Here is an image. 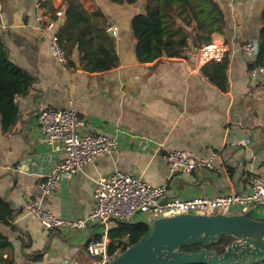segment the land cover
I'll return each mask as SVG.
<instances>
[{"label":"crops","instance_id":"obj_1","mask_svg":"<svg viewBox=\"0 0 264 264\" xmlns=\"http://www.w3.org/2000/svg\"><path fill=\"white\" fill-rule=\"evenodd\" d=\"M80 1L88 13L100 14L96 21L105 23L106 44L117 57L109 70L86 71L75 48L67 56L64 52L62 63L52 57L38 17L54 18L66 7L65 0H0V36L9 58L37 78L29 93L16 100L15 125L7 133L0 128V197L16 211L15 230L2 225L0 230L12 242L14 264H98L86 244L100 238L102 228L50 231L26 206L34 203L61 218H86L95 208L96 180L114 171L151 185L166 184L167 198L243 193L252 176H264V76L251 78V60L241 49L244 42L258 40L264 0H215L226 21L224 34L212 35V41L227 47L226 90L201 74L203 65L194 54L149 63L137 59L130 25L146 0ZM63 22L64 15L57 31ZM69 107L84 119L83 133L116 136L119 146L44 195L38 183L63 153L41 134L36 114L42 108ZM246 139L249 144L243 146ZM173 150L210 158L219 170L168 177L164 155ZM255 216L264 218V210ZM22 239L29 241L24 248Z\"/></svg>","mask_w":264,"mask_h":264},{"label":"built area","instance_id":"obj_2","mask_svg":"<svg viewBox=\"0 0 264 264\" xmlns=\"http://www.w3.org/2000/svg\"><path fill=\"white\" fill-rule=\"evenodd\" d=\"M64 9L57 11L54 18L38 17L41 33L47 38L49 51L59 63L64 62V50L59 44L57 24L63 18ZM114 32V30H113ZM258 40L246 41L242 51L254 62L258 54ZM227 47L223 42L211 41L202 45L195 53L201 65L210 61L223 60ZM251 78L264 76V66L249 70ZM39 131L53 145L60 146L63 156L52 170L38 183L44 195L55 193L58 183L63 178H70L82 168L103 154L117 150L119 140L116 136L101 133H83L84 119L72 108H42L36 114ZM243 146L249 140H243ZM167 161V176L177 172H191L203 168L219 170L210 158H197L185 150H173L164 155ZM167 185H151L140 177L121 171H114L108 177L95 182L93 197L95 208L86 218L69 219L55 216L49 210L34 203L28 204L27 210L33 213L40 224L47 230L73 231L83 230L89 225L102 228L100 239H92L86 244L88 255L98 258V264H105L108 257L109 230L111 223L133 224L146 223L159 217L178 214H243L257 204L264 203V176L255 175L248 181V190L243 193H230L210 197L207 195L189 198H167Z\"/></svg>","mask_w":264,"mask_h":264},{"label":"trees","instance_id":"obj_3","mask_svg":"<svg viewBox=\"0 0 264 264\" xmlns=\"http://www.w3.org/2000/svg\"><path fill=\"white\" fill-rule=\"evenodd\" d=\"M116 4H135L140 0H109ZM64 22L58 29L61 48L67 56L75 48L86 71L109 70L117 65L113 49L106 44L103 25L95 15L88 13L80 0H65ZM97 17V18H98ZM258 54L250 62L248 70L264 66V7L260 13ZM225 16L215 0H146L142 12L131 19V34L135 42V53L141 63H149L162 56L188 59L202 46L211 43L212 35H223ZM193 40L196 45H193ZM226 54L221 62L210 61L201 67V74L222 90L227 89ZM37 78L21 66L12 62L0 36V128L9 132L19 114L17 98L26 96ZM16 211L0 197V225L15 230L12 224ZM146 226L115 223L109 230L108 257L113 259L145 233ZM96 239H100L97 237ZM232 238L221 237L217 244L207 246L209 250L222 253L231 244ZM28 240H21L24 248ZM199 245L185 246L181 250L196 252ZM40 260V257L35 258ZM15 254L10 238L0 230V264H14Z\"/></svg>","mask_w":264,"mask_h":264},{"label":"water","instance_id":"obj_4","mask_svg":"<svg viewBox=\"0 0 264 264\" xmlns=\"http://www.w3.org/2000/svg\"><path fill=\"white\" fill-rule=\"evenodd\" d=\"M258 210H264V203L243 214L185 213L156 218L144 223L146 231L137 242L105 264H259L264 262V218L253 215ZM224 236L232 242L222 253L207 248ZM192 245L201 248L181 250Z\"/></svg>","mask_w":264,"mask_h":264},{"label":"rangeland","instance_id":"obj_5","mask_svg":"<svg viewBox=\"0 0 264 264\" xmlns=\"http://www.w3.org/2000/svg\"><path fill=\"white\" fill-rule=\"evenodd\" d=\"M253 215L255 216V213Z\"/></svg>","mask_w":264,"mask_h":264}]
</instances>
